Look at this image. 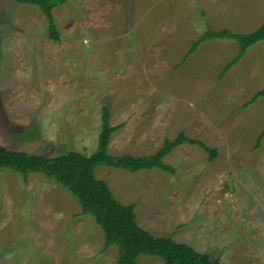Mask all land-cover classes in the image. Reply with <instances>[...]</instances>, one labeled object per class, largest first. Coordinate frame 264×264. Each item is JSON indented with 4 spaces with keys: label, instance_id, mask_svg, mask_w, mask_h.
Here are the masks:
<instances>
[{
    "label": "rangeland",
    "instance_id": "rangeland-1",
    "mask_svg": "<svg viewBox=\"0 0 264 264\" xmlns=\"http://www.w3.org/2000/svg\"><path fill=\"white\" fill-rule=\"evenodd\" d=\"M0 0V144L54 157L98 148L103 106L111 155L150 156L183 133L160 168L96 167L154 235L221 264H264V39L192 42L209 27L249 33L264 0H66L53 9ZM117 245L53 178L0 168V264H115ZM138 264H164L143 254Z\"/></svg>",
    "mask_w": 264,
    "mask_h": 264
},
{
    "label": "trees",
    "instance_id": "trees-1",
    "mask_svg": "<svg viewBox=\"0 0 264 264\" xmlns=\"http://www.w3.org/2000/svg\"><path fill=\"white\" fill-rule=\"evenodd\" d=\"M16 1L39 7L47 18L49 37L55 41L60 40L53 9L66 0ZM212 38L235 39L239 43L237 56L223 68L222 73H225L245 54L248 47L264 39V23L249 33H236L227 29L217 31L209 27L192 42L184 59L186 60L201 42ZM260 95H264V88L257 92L252 100ZM109 118V110L103 106L98 148L90 155L71 150L49 157L12 150L0 144V168L14 169L25 177L30 173H41L59 182L77 198L82 212L92 215L96 223L103 228L105 248L114 244L118 246L119 255L115 264H138V258L143 254L160 257L164 264H221L219 259H213L207 252H199L186 243L174 241L171 236L154 235L143 228L137 221L135 204H124L116 200L107 183L95 175L96 167L100 165L132 172L157 167L173 173L174 167L166 164L163 159L179 144L200 145L209 152L211 160L215 158L216 150L181 133L172 140L166 139L163 146L150 156L111 155L107 151L111 136L122 124L112 126Z\"/></svg>",
    "mask_w": 264,
    "mask_h": 264
},
{
    "label": "crops",
    "instance_id": "crops-1",
    "mask_svg": "<svg viewBox=\"0 0 264 264\" xmlns=\"http://www.w3.org/2000/svg\"><path fill=\"white\" fill-rule=\"evenodd\" d=\"M223 39V38H222Z\"/></svg>",
    "mask_w": 264,
    "mask_h": 264
}]
</instances>
